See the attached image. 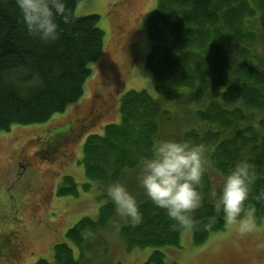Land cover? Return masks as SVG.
I'll list each match as a JSON object with an SVG mask.
<instances>
[{
  "label": "trees",
  "instance_id": "16d2710c",
  "mask_svg": "<svg viewBox=\"0 0 264 264\" xmlns=\"http://www.w3.org/2000/svg\"><path fill=\"white\" fill-rule=\"evenodd\" d=\"M83 1L66 0L74 21L64 24L57 18L59 39L44 43L27 32L16 0H0V137L15 128L45 124L85 96L92 65L103 60L106 45L100 15L76 16ZM259 16L264 20V0H158L143 24L151 43L146 65L156 90L166 102L187 94L188 102L198 106L189 111L190 120L207 128L191 127L181 141L205 145L209 164L223 177L237 163L249 164L252 182L245 206L255 209V224L264 219V66L253 63L254 47L264 46V30L260 34L251 29ZM249 112L260 115L258 125L248 122ZM119 113L120 121L89 134L82 144L80 164L92 182L137 179L139 173H127H136L140 159L151 156L163 120L170 119L147 90L124 94ZM69 134H63L61 142ZM83 186L85 191L91 188L90 183ZM199 191L201 203L189 214L188 228L177 225L148 197L138 196L140 222L127 220L121 229L129 250L153 247L144 264H166L161 248L179 247L187 229L193 231L196 246L225 230L222 213L215 211L207 169ZM79 193L77 182L65 179L60 195ZM114 214L112 202L102 205L96 219L84 217L66 232L67 240L54 246L52 260L35 264H81L72 244L84 250Z\"/></svg>",
  "mask_w": 264,
  "mask_h": 264
},
{
  "label": "rangeland",
  "instance_id": "374dc122",
  "mask_svg": "<svg viewBox=\"0 0 264 264\" xmlns=\"http://www.w3.org/2000/svg\"><path fill=\"white\" fill-rule=\"evenodd\" d=\"M157 3L158 0H85L77 7L76 16L100 15L99 27L105 31V56L92 65L93 75L87 81L83 99L71 105L65 114L56 115L45 124L15 128L0 137V263L6 255L18 257L13 258L12 264L52 260L54 246L67 240L70 228L84 217L96 219L100 207L111 202L105 194L111 183L87 178L80 164L81 147L89 134L103 132L105 125L120 121L119 103L127 92L147 90L170 113V119L163 120L158 140L181 141L191 127L207 129L198 120L197 123L190 120L189 111L198 107L196 102H188L184 93H180L178 100L164 101L148 71L146 58L151 43L143 24ZM251 29L261 34L264 20L259 16ZM253 51L256 56L253 63L263 67L264 46L258 45ZM219 99L228 106L223 98ZM91 112L96 115L93 120L88 119ZM259 118L256 112L250 113L248 122L258 125ZM66 133L70 134L61 142L60 137ZM206 161L215 202L224 177L209 164L208 153ZM138 173L137 170L127 175ZM69 177L79 185L78 196L60 195V188ZM87 183L91 188L85 191L83 185ZM121 183L137 195V200L140 196L147 197L138 179ZM126 223L127 219L118 216L115 209L110 223L97 229L84 250L72 244L81 264H144L154 248L129 250L121 235ZM18 232L25 241L23 255L10 244L11 238L5 239ZM161 251L166 264H264V219L261 224L252 221L250 231L243 235L239 233V222L226 226L201 246L194 244L193 231L187 229L179 247L167 246Z\"/></svg>",
  "mask_w": 264,
  "mask_h": 264
},
{
  "label": "clouds",
  "instance_id": "9594fccd",
  "mask_svg": "<svg viewBox=\"0 0 264 264\" xmlns=\"http://www.w3.org/2000/svg\"><path fill=\"white\" fill-rule=\"evenodd\" d=\"M16 4L29 35L44 43L59 39L57 18H61L64 24L74 21L66 0H16ZM208 151L203 144L158 140L152 145L151 156L142 157L139 161L137 179L140 188L181 227H191L189 214L200 206L202 196L199 187L206 170ZM251 182L249 164L246 161L237 163L224 177L215 204V211L222 213L226 226L239 222L241 235L250 231L255 211L253 207L245 206ZM105 194L115 205L118 216L133 224L140 222V204L123 183L108 184Z\"/></svg>",
  "mask_w": 264,
  "mask_h": 264
},
{
  "label": "flooded vegetation",
  "instance_id": "af4514ba",
  "mask_svg": "<svg viewBox=\"0 0 264 264\" xmlns=\"http://www.w3.org/2000/svg\"><path fill=\"white\" fill-rule=\"evenodd\" d=\"M95 117H96V115L93 112H91L90 115H88V119H92L93 120ZM98 118H100V116ZM84 120H86V117L84 118ZM21 236L22 235L19 234V232H18V234L15 233V235H13V236L8 235L5 239L7 240V239L11 238L12 241H11L10 244L12 246L16 247L17 249H19L21 251L20 253L23 255V253L25 252V246H24V242L25 241H24V238H19ZM13 237L15 239H13ZM4 246H5V243H4ZM10 251H12L11 248H10ZM9 256H12V258L9 257ZM9 256L6 255V259L4 261L1 260V263L0 264H12L13 263L12 262L13 261V258H18L17 256H13V255H9Z\"/></svg>",
  "mask_w": 264,
  "mask_h": 264
}]
</instances>
